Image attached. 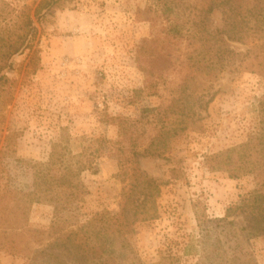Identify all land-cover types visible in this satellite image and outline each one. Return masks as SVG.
Masks as SVG:
<instances>
[{
    "label": "rangeland",
    "instance_id": "374dc122",
    "mask_svg": "<svg viewBox=\"0 0 264 264\" xmlns=\"http://www.w3.org/2000/svg\"><path fill=\"white\" fill-rule=\"evenodd\" d=\"M39 1L0 0L3 24L26 7L38 32L35 47L15 55L5 71L15 91L4 105L0 102V264H52L37 251L54 241L48 237L53 206L28 203L23 214L22 194L32 183L30 164L46 160L57 141L75 152L93 139L118 141L117 118L137 119L147 108L168 104L172 87L184 76L175 65L157 81V92L146 87L136 52L151 34L140 10L153 0H72L38 21ZM211 21L221 26L222 14L216 11ZM256 41L233 45L244 51ZM193 89L204 101L213 97L201 110L205 131L189 130L172 139L171 152L139 159L140 169L161 182L159 216L116 240L118 264H211L200 245L197 212L208 219L224 217L255 187L253 175L233 179L211 171L205 157L258 130L264 76L231 66L197 73ZM118 172L114 152H102L97 169L82 174L90 193L69 213L70 224L76 227L97 211L118 212L124 186ZM229 220L232 225L219 232L225 245L232 242V231L248 224L243 215ZM247 244L264 264V234ZM61 259L76 264L67 250Z\"/></svg>",
    "mask_w": 264,
    "mask_h": 264
},
{
    "label": "trees",
    "instance_id": "16d2710c",
    "mask_svg": "<svg viewBox=\"0 0 264 264\" xmlns=\"http://www.w3.org/2000/svg\"><path fill=\"white\" fill-rule=\"evenodd\" d=\"M71 1L40 0L34 17L40 21ZM216 11L222 14L219 27L211 21ZM140 14L151 24L150 36L143 39L136 52L148 91L157 92V81L175 65L180 67L183 79L172 87L168 104L147 108L137 119L117 118L118 141L93 139L77 152L68 143L57 141L46 160L30 164L32 183L22 194L23 214L28 203L53 206L55 219L48 237L54 241L37 251L52 264H65L61 259L64 250L76 264H118L116 240L132 232L138 223L158 218L161 182L140 169L139 159L171 152L172 139L189 130L205 131L201 110L213 97L204 101L202 95H195L197 73L222 72L237 66L264 76V0H153ZM1 21L0 102L4 105L15 91L5 71L11 68L15 55L35 47L38 32L26 7L8 24ZM249 38L257 41L244 51L233 45ZM258 114L259 128L245 141L205 157L211 171L225 172L233 179L253 175L255 181V187L229 206L224 217L208 219L205 213L197 212L200 245L211 264H259L247 243L264 234V96ZM96 142L98 146L93 145ZM106 150L116 155L118 176L124 183L119 210L97 211L74 227L68 215L90 193L82 174L95 171L97 159ZM235 215H243L248 224L240 232L232 231V242L225 245L219 232L232 225L229 218Z\"/></svg>",
    "mask_w": 264,
    "mask_h": 264
}]
</instances>
